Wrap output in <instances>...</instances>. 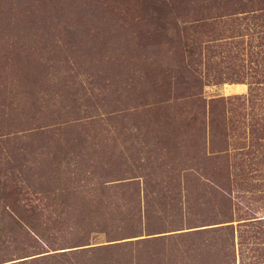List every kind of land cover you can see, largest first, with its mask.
<instances>
[{
    "label": "rangeland",
    "instance_id": "374dc122",
    "mask_svg": "<svg viewBox=\"0 0 264 264\" xmlns=\"http://www.w3.org/2000/svg\"><path fill=\"white\" fill-rule=\"evenodd\" d=\"M0 264H264V0H0Z\"/></svg>",
    "mask_w": 264,
    "mask_h": 264
}]
</instances>
